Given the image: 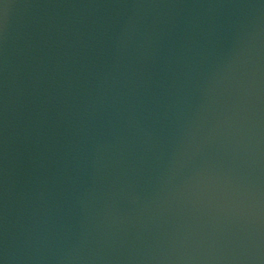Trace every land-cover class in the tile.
I'll return each instance as SVG.
<instances>
[{
	"label": "water",
	"instance_id": "95a60500",
	"mask_svg": "<svg viewBox=\"0 0 264 264\" xmlns=\"http://www.w3.org/2000/svg\"><path fill=\"white\" fill-rule=\"evenodd\" d=\"M0 264H264V0H0Z\"/></svg>",
	"mask_w": 264,
	"mask_h": 264
}]
</instances>
